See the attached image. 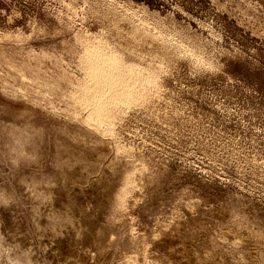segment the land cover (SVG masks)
I'll use <instances>...</instances> for the list:
<instances>
[{
  "label": "rangeland",
  "instance_id": "rangeland-1",
  "mask_svg": "<svg viewBox=\"0 0 264 264\" xmlns=\"http://www.w3.org/2000/svg\"><path fill=\"white\" fill-rule=\"evenodd\" d=\"M0 264H264V0H0Z\"/></svg>",
  "mask_w": 264,
  "mask_h": 264
},
{
  "label": "bare ground",
  "instance_id": "bare-ground-1",
  "mask_svg": "<svg viewBox=\"0 0 264 264\" xmlns=\"http://www.w3.org/2000/svg\"><path fill=\"white\" fill-rule=\"evenodd\" d=\"M97 56V55H96ZM99 59V58H98ZM101 59V58H100ZM101 61V60H100ZM97 65V64H96ZM99 66V65H98ZM113 69V68H112ZM110 70V69H109ZM115 70V69H114ZM106 71V70H105ZM118 74V73H117ZM120 75V74H119ZM118 75V76H119ZM117 76V75H116ZM114 77V76H113ZM112 78V77H111ZM119 79H120V77H119ZM123 79V78H122ZM119 82V81H118ZM116 83V82H115ZM97 87H99V86H97ZM102 89V88H101ZM103 91V90H102Z\"/></svg>",
  "mask_w": 264,
  "mask_h": 264
}]
</instances>
